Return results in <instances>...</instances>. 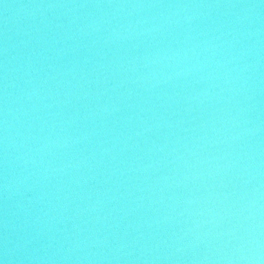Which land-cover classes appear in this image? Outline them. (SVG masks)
Listing matches in <instances>:
<instances>
[{"label": "water", "instance_id": "1", "mask_svg": "<svg viewBox=\"0 0 264 264\" xmlns=\"http://www.w3.org/2000/svg\"><path fill=\"white\" fill-rule=\"evenodd\" d=\"M0 264H264V0H0Z\"/></svg>", "mask_w": 264, "mask_h": 264}]
</instances>
